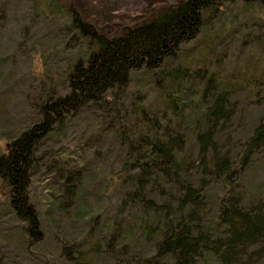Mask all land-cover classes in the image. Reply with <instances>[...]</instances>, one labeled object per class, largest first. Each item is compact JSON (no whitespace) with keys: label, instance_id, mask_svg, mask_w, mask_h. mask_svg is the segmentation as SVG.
<instances>
[{"label":"trees","instance_id":"1","mask_svg":"<svg viewBox=\"0 0 264 264\" xmlns=\"http://www.w3.org/2000/svg\"><path fill=\"white\" fill-rule=\"evenodd\" d=\"M237 1L264 6V0H184L114 38L68 7L69 25L83 39L79 49L86 52L67 69L66 89L51 91L39 105L40 119L0 155V196H5L10 216L20 223L31 249L44 240L31 194L42 148L84 107L98 105L116 113L108 123L109 144L122 150L123 160L119 170L110 169L117 173L102 190L105 197L110 190L115 193L108 203L101 202L103 186L89 164L62 170L60 193L53 200L58 216L51 224L60 232L66 225H89L93 235L107 227L105 244L112 253L138 247V241L153 243L152 255L131 260L137 264H256L264 257V189L250 197L245 183L253 158L264 149V116L237 141L233 127L243 107L236 91L219 89L215 78L209 79L202 97L208 102L205 111L181 120L176 110L183 100L173 87L187 72L159 78L224 5ZM138 72L154 77L171 113L167 125L162 122L165 112L151 116L146 107L135 109L139 120L121 116L126 106L121 101ZM249 87L253 104L264 105V75L251 79ZM140 125L146 126L145 133H138ZM220 185L224 195L215 201L211 192ZM80 244L60 246L66 259H80ZM101 252V246L93 249Z\"/></svg>","mask_w":264,"mask_h":264},{"label":"rangeland","instance_id":"2","mask_svg":"<svg viewBox=\"0 0 264 264\" xmlns=\"http://www.w3.org/2000/svg\"><path fill=\"white\" fill-rule=\"evenodd\" d=\"M56 1L0 0V155L8 152L12 139L40 119L39 105L48 94L66 89L67 69L77 56L86 52L84 48L79 49L83 39L69 25L68 7L74 6L104 36L114 38L121 37L126 29L150 22L162 9L177 6L184 0ZM221 9L202 34L185 45L176 59L169 61L159 78L165 74L173 77L181 70L187 72L182 80L177 79L180 85L173 87V92L183 100L176 110L181 120L205 111L208 102L202 97L209 79L215 78L219 89L228 86L236 91L235 96L243 107L233 127L239 141L264 116V105L253 104L249 87L251 79L264 75V6L243 5L237 1ZM135 75L121 101L126 104L121 116L139 120L137 110L146 107V114L151 116L165 112L162 122L167 125L171 113L166 111V101L154 77L143 72ZM105 110L98 105L84 107L80 116L69 120L63 131L52 135L42 148L39 173L33 178L31 190L43 227L44 240L40 245L34 249L27 245L20 223L10 216L5 196L1 194L0 264H122L124 259V264H137L131 260L155 252L153 243L137 240L138 247L112 253L105 244L107 227L93 235L89 225L81 229L63 225L60 232L58 226L51 224L58 216L53 200L59 192L60 174L65 170L89 164L103 186L99 190L101 202L108 203L115 193L110 190L105 197L102 192L109 188L111 177L117 173H111L110 169L119 170L123 160L122 150L109 144L108 123L112 124L111 117L116 113ZM138 128V133L147 130L142 125ZM253 162L245 175L246 193L250 197L256 190L264 189V149ZM211 194L217 201L224 195L222 186L213 188ZM211 208L216 211L214 206ZM76 242H82L80 259L77 255L72 256L73 261L66 259L60 246ZM97 246H101V253H93ZM256 264H264V257Z\"/></svg>","mask_w":264,"mask_h":264}]
</instances>
